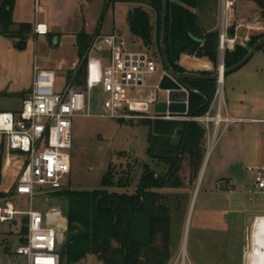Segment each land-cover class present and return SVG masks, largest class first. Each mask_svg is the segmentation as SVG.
<instances>
[{"label": "rangeland", "instance_id": "rangeland-1", "mask_svg": "<svg viewBox=\"0 0 264 264\" xmlns=\"http://www.w3.org/2000/svg\"><path fill=\"white\" fill-rule=\"evenodd\" d=\"M217 1L205 2L197 8V12L202 15H198L200 26L216 25L219 29ZM135 6L138 4L127 1L110 4L104 13L97 10L94 20L102 25L105 32H122L130 50L147 51L141 40L130 32L127 24L128 11ZM143 8L151 12L146 4H143ZM234 10L235 23L251 21L259 12L254 0H237ZM260 19L262 20L261 17ZM257 32L255 36L264 34V29ZM32 41L33 49L29 52V62L24 61L22 66L24 73L28 68L32 72L34 63L41 68L66 69L78 57L76 46L69 37L62 39L59 45L53 43L48 36L41 41L34 38ZM151 49L156 53V49ZM216 53L219 62L218 52ZM216 69L211 71L215 72ZM167 73L163 65L159 64L158 70L144 76L142 86L128 89V96L146 98L152 89L157 87L158 102H161L165 93L159 88V83ZM13 78L8 77L11 82L14 81ZM231 79L235 80L237 85L245 84L250 87L245 92L246 98L242 102L238 100L235 105L241 111L229 113L234 117L243 118V121L231 123L227 127H224V124L219 126L198 187L199 173L195 178L192 177L188 161L184 158L177 173L181 186L158 189L166 196L170 212L171 259L167 264L175 263L181 251L182 240L187 264H264V192L254 188L253 172L247 170L249 166L264 167V122L247 119L264 118V45L255 50L244 65L225 76L221 85L222 115L226 114ZM65 82L64 77L58 76L55 90H62ZM106 97L100 85L93 86L89 92V111L92 116L78 115L73 118L71 171L67 176L65 188L99 189L108 166L114 171L115 182L120 177L130 178L129 187L115 186L109 188V191H135L143 163H149L157 174L166 173L165 166L156 165L146 154L148 127L139 120L148 118L99 117L100 114H108L103 106ZM4 105H13L16 112L21 109L22 101L18 97H0V111H5ZM216 105L215 91L209 105L210 115L214 114ZM146 113L155 114V104L149 105ZM211 129L210 124L209 131L205 130V153ZM11 169L12 167H6L2 171L3 189L13 181ZM0 192L3 193L1 188ZM13 202L17 209L28 208L27 197L18 196ZM52 206L63 209L64 197L45 190L34 194L33 209L43 213ZM19 219L21 218H17L13 223H0L1 255H9L20 240H23L24 234L19 232ZM11 259L12 262L20 260L14 255ZM77 264L101 263L95 257L89 256Z\"/></svg>", "mask_w": 264, "mask_h": 264}, {"label": "built area", "instance_id": "built-area-1", "mask_svg": "<svg viewBox=\"0 0 264 264\" xmlns=\"http://www.w3.org/2000/svg\"><path fill=\"white\" fill-rule=\"evenodd\" d=\"M237 0H218L219 33L217 52L223 60L225 50L234 48L236 35L229 37L230 28L253 29L250 23H235L233 12ZM34 32L44 35L47 29L36 24ZM161 60L150 51L130 50L122 33L110 32L95 35L85 53L72 61L66 69L34 67L31 89L22 99L21 109L0 111V153L2 171L12 167L13 181L6 188H0L4 196L0 200V223H10L24 216L27 219L26 233L9 255L0 254V264H60V251L65 242L67 217L63 209L52 206L43 213L32 208V198L38 191L54 192L66 187V179L71 171V147L73 118L91 117L89 92L100 85L107 95L103 106L108 114L99 117L116 119L148 118L165 120L195 121L206 132L212 125L211 137H216L221 124L243 121L226 113L222 115V83L218 81L217 105L213 115L209 109L202 115L188 114L187 88L179 84V91L186 93L185 111L161 112L148 115L149 105L158 102L155 87L146 98L128 96V89L143 85L144 76L158 70ZM82 74V84L76 77ZM64 77V87L56 91L57 77ZM167 100L169 91H164ZM138 104V105H137ZM215 140V138H214ZM208 145V144H207ZM253 172V186L264 192V167L249 166ZM18 196L28 198L26 210L17 209L13 199ZM20 260L12 262V256ZM174 264H187L185 245Z\"/></svg>", "mask_w": 264, "mask_h": 264}, {"label": "trees", "instance_id": "trees-1", "mask_svg": "<svg viewBox=\"0 0 264 264\" xmlns=\"http://www.w3.org/2000/svg\"><path fill=\"white\" fill-rule=\"evenodd\" d=\"M127 1L138 4L127 14L130 32L138 37L142 46L162 62L160 46L162 0H104L103 13L110 4ZM216 0H167L165 52L167 62L175 72L186 69L179 64L182 54L203 57L201 41L211 38L214 52L207 56L217 68V32H205L198 20L196 9L205 2ZM259 15L264 20V0H254ZM14 0H6L0 10V35L14 39V48L23 50L32 33L28 22L13 26ZM155 15V25L150 13ZM93 34L80 31L75 34L77 56L81 57L88 48ZM264 34L252 36L245 46L235 44L223 55L224 68L239 62L249 48ZM156 49V53L152 49ZM151 49V50H150ZM188 64V63H187ZM211 74L212 72H201ZM82 74L76 82L82 84ZM225 77V76H224ZM189 89L188 114L197 116L206 113L216 91V81L185 79ZM148 127L146 154L156 165L166 167L164 175L157 174L149 163H143L138 185L133 192L109 191L111 187L127 188L130 178L114 180V171L108 169L100 181V188L75 190L64 188L53 193L65 199L64 213L67 217L65 242L60 251V264H77L89 256L101 264H167L171 259L170 212L166 196L158 191L163 187L181 186L178 176L184 158L188 161L192 177L199 173L205 154V129L195 121L141 119ZM182 129L177 135V129ZM4 196L0 192V197ZM20 233H26L27 219L20 216ZM14 220L13 222H16ZM12 222V223H13Z\"/></svg>", "mask_w": 264, "mask_h": 264}, {"label": "crops", "instance_id": "crops-1", "mask_svg": "<svg viewBox=\"0 0 264 264\" xmlns=\"http://www.w3.org/2000/svg\"><path fill=\"white\" fill-rule=\"evenodd\" d=\"M104 3V0H14L12 10V20L14 24L12 27H16L17 23L28 22L32 25V33L26 41L25 48L19 51L14 49L13 38L0 35V97H18L22 101L26 93L31 89L35 73L34 67L39 66L34 63L32 72L28 68L25 73L22 66L24 61L29 62V52L33 49V38L41 41L45 36H48L54 41L53 43L59 45L62 43V39L69 37L75 44V34L80 31H85L89 34L95 32L104 34L115 31L105 32L102 29V25H100V23L97 24V21L94 20V13L97 10L103 11ZM217 7L219 8L218 1ZM107 10L108 7L105 11ZM196 13L202 16L197 12V9ZM150 17L151 23L155 25V15L152 11L150 12ZM238 23H250L254 27L253 29H247L245 27L234 29L232 27L228 30V36L232 37L236 35V42L242 46H245L248 40L258 33L257 31L264 29V20L260 19L259 12L251 21H240ZM36 24L44 25L47 29V33L44 35H37L34 32ZM201 28L205 32L219 33V29H217L216 25L210 27L201 26ZM240 30H242V32H240ZM179 64L182 65L186 71L198 73L204 71L212 72L211 70L214 68L213 63L207 56L198 58L193 55L182 54ZM8 77H14V81L11 82ZM23 77L27 78L23 79ZM223 80H225V77ZM229 87V100H226L225 108L228 115H230L229 113L231 112L238 113L241 111V109H237L235 105L238 100L242 102L243 99L246 98L245 92L250 88L245 84L237 85L233 79H231ZM4 107V110L7 111H14L15 109L13 105H4ZM247 119L255 122H264V118Z\"/></svg>", "mask_w": 264, "mask_h": 264}, {"label": "water", "instance_id": "water-1", "mask_svg": "<svg viewBox=\"0 0 264 264\" xmlns=\"http://www.w3.org/2000/svg\"><path fill=\"white\" fill-rule=\"evenodd\" d=\"M5 1L6 0H0V10L4 5ZM166 11H167V0H162L160 46L162 52V64L168 73L163 75L162 78L160 79L159 88L163 91H169V93L167 94V100L157 102L155 104V112L157 113L166 112V111L182 113L185 111L184 101L186 98V93L184 91H179V84L185 86L184 84L185 79L212 80L218 83L220 78V68L222 70L221 72L222 77L226 76L231 72H234L235 70H237L247 62V60L251 57V55L254 53L255 50L259 49L261 46L264 45V36H262L249 48L246 55L239 62H237L236 64L232 65L229 68H224L223 60H220L219 66L217 67L216 71L211 74H203L193 71L175 72L168 64L166 52H165ZM201 44H202L204 56H210L213 54L214 42L211 38H206L202 40ZM187 90L189 91L188 88ZM181 132L182 129L179 128L177 129L176 134L180 135ZM207 150H208V145L202 166L199 171L197 185L199 182L202 167L206 161ZM1 177H2V155L0 153V184H1Z\"/></svg>", "mask_w": 264, "mask_h": 264}, {"label": "bare ground", "instance_id": "bare-ground-1", "mask_svg": "<svg viewBox=\"0 0 264 264\" xmlns=\"http://www.w3.org/2000/svg\"><path fill=\"white\" fill-rule=\"evenodd\" d=\"M223 69H224V68H223ZM221 72H222V70H221V68H220V78H219V82H220V83H222V82H223V79H224V77H222ZM220 92H221V88H220ZM137 105H138V104H137ZM214 138H215L214 136L211 137V139H210V141H209V143H208V150H207L206 161H207V157H208V155H209V153H210V151H211V148L213 147V144H214V141H215ZM206 161H205V163H206ZM205 163H204V165H203V167H202V170H201V174H200V178H199L198 185L200 184V180H201V176H202L203 171H204ZM198 185H197V187H198Z\"/></svg>", "mask_w": 264, "mask_h": 264}]
</instances>
